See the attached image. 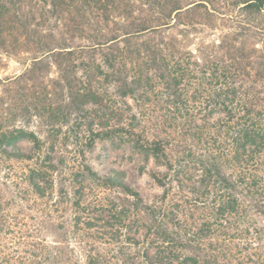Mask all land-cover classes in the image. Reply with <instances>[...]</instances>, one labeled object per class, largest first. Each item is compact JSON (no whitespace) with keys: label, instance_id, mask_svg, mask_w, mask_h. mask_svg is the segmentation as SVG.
<instances>
[{"label":"rangeland","instance_id":"obj_1","mask_svg":"<svg viewBox=\"0 0 264 264\" xmlns=\"http://www.w3.org/2000/svg\"><path fill=\"white\" fill-rule=\"evenodd\" d=\"M249 2L131 0L130 17L119 14L121 6L110 7L109 21L104 24L92 11L82 31H74L65 18L51 17L33 26V22H39L35 0H0V39H5L7 46L4 49L0 45V208H4L10 194L26 185L23 175L30 173L39 154L55 160L51 183H38L41 192L50 195L33 201L32 193L24 194L27 200L16 199L8 207L12 234L7 235L11 239L0 240V250L4 245L28 257L23 251L31 246L18 241V229L25 225L29 230L41 227L39 237L53 264H89L96 259L122 264L123 254L133 257L135 264H144L146 253L153 256L156 251L149 243L153 237L147 238L145 227L140 225L145 220L143 210L138 211V223L131 226L132 197L120 188L102 185L99 179L122 180L138 192L142 204L156 208L163 204V187L152 174L167 171L164 161L137 147L126 134L97 138L89 146L90 134L105 124H114L112 112L152 118L179 114L152 67L154 51L160 48L164 58L178 60L181 67L194 70L193 77L183 80L177 90L188 98L189 107L196 108L187 113L205 114L214 135V125L224 115L218 107L204 104L217 99L215 80H223L217 78L220 68L232 64L239 80L252 84L260 54L264 53V12L254 11L248 7ZM139 20L156 30L126 37L123 29ZM21 21L27 22L26 31L19 28ZM36 26L39 34L52 33L56 43L65 42L68 47L48 52L31 46L16 48L15 39L28 36ZM100 35L118 37L102 43ZM116 71L130 78L138 74L151 78L152 92L120 95ZM194 103L200 105L195 107ZM21 132L33 133L40 142V151L31 138L20 137ZM175 143L172 141L167 150L172 163L180 158L176 157ZM179 145L189 148L188 144ZM195 148H190L192 154L200 152ZM15 150L32 158L15 159ZM169 184L167 205L177 204L179 218L191 222L185 196L192 194L179 191L175 181ZM55 200L63 203L52 205ZM49 210H54L50 217ZM254 218L250 227L254 239H244L240 246L248 249L251 244L257 261V255L264 254V213Z\"/></svg>","mask_w":264,"mask_h":264},{"label":"trees","instance_id":"obj_2","mask_svg":"<svg viewBox=\"0 0 264 264\" xmlns=\"http://www.w3.org/2000/svg\"><path fill=\"white\" fill-rule=\"evenodd\" d=\"M35 4L39 8V22H33V26L41 25L51 17L65 18L74 31H82V24L88 21L87 15L92 11L98 13V17H101L105 24L109 21L110 7L119 9L121 6L119 14L130 17L132 6L131 0H35ZM248 7L264 12V0H251ZM68 23H65V27ZM73 25H76V28ZM37 27L30 30L29 34L24 32L28 36L15 39L14 46H31L38 51L47 52L68 47L65 42L56 43L52 33L39 34ZM19 28L26 31L27 22H19ZM154 30L156 28L145 21H131L128 27L123 29V34L133 38ZM100 37L102 43H106L117 39L118 36ZM0 45L5 49L6 40L0 39ZM67 52L69 54L70 50ZM154 52L156 58L153 57L152 67L158 71L165 93L172 96L173 106L180 111L179 114L152 118L135 115L128 117L112 112L114 124H105L102 129L92 131L88 145L91 146L97 138L126 134L137 147L157 160H163L167 171L152 174L153 180L163 187V204L156 208L142 204L138 192L116 177L99 179L100 183L120 188L132 197L133 212L129 216L131 226L138 223V211L143 210L145 220L140 221V225L145 227L147 238L153 237L149 243L156 251L153 256L145 254L144 264H264V254L257 255L256 261L251 244L248 249L240 246L244 239H254L250 237V227L255 223L254 216L259 212L264 213V53L260 54L261 60L252 84L246 85L239 80L237 69L232 64L220 68L217 78L223 80H215V85H218V93L215 94L217 99L204 104L206 107L210 104L218 107L224 115L223 119L214 125L212 135L210 125L206 124L205 114H188L187 110L194 111L196 108L189 107L188 98L183 95L182 90H177L183 80L193 77L194 70L187 66L181 67L178 60L164 58L160 48ZM157 58L159 62L156 61ZM111 60L107 59L110 65L113 64ZM189 71L192 74H189ZM116 72L118 74L115 81L118 83L120 95H134L140 90L142 94L152 92L151 78L139 74L130 78L119 71ZM216 73L215 69L213 74ZM198 105L200 104L194 103L195 107ZM177 135L179 139L176 140ZM20 137L31 138L35 148L40 151V142L33 133L26 135L21 132ZM174 140L176 157L180 158L172 163L168 159L167 150ZM180 142L188 144L189 148L183 149L179 145ZM195 147L200 149V152L192 154L190 148ZM12 157L24 160L32 158L18 150L12 152ZM36 159L39 161L34 162L30 173L23 175L26 185L10 194L4 208H0V223L4 230L0 229L2 241L11 239L7 236L12 234V229L6 211L16 199L25 201L27 199L23 195L29 193L35 197L32 198L33 201L50 195L47 191L41 192L38 183L44 180L51 183L55 160L48 154L41 157L39 154ZM86 169L93 174L88 167ZM172 181L176 182L179 191L192 194L191 197L185 196L191 222L179 218L177 204L166 203L171 189L169 183ZM54 203L51 204L57 206L63 202L56 203L55 200ZM53 211L49 210L47 216L50 217ZM40 229L41 227H34V230H29L25 225L24 229H18L19 243H28L31 246L29 251H23L29 256L15 254L18 253L17 249L8 250L2 245L0 264H44V261L53 264L50 252L48 253L39 237ZM27 237H31L32 241H25ZM123 256L125 258L121 256L122 264H135L133 257L124 254ZM92 263L105 262L96 259L89 264Z\"/></svg>","mask_w":264,"mask_h":264}]
</instances>
